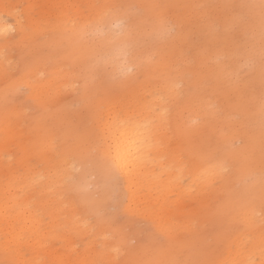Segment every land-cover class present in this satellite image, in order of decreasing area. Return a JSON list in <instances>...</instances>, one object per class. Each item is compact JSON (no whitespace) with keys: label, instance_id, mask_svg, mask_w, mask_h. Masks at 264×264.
<instances>
[{"label":"snow or ice","instance_id":"1","mask_svg":"<svg viewBox=\"0 0 264 264\" xmlns=\"http://www.w3.org/2000/svg\"><path fill=\"white\" fill-rule=\"evenodd\" d=\"M36 9L40 6L29 5ZM79 7L72 6H55ZM92 7L103 10L100 19L95 24H88L80 29L69 32L66 25L50 21L48 35L59 36L58 43L45 47L39 44L26 46V53L11 72L14 77L10 86L5 88L3 105L5 112L9 105L23 96L30 95L45 79V73L37 74V67L45 62V67L58 69L52 75L74 73L68 76L71 80L70 91L75 99L66 105L55 119L44 115L36 109L35 133L38 139L48 142L53 151L70 153L75 170L84 175H92L94 187L87 191L91 214L84 221V228L89 236H95L97 222L108 226V231L96 237L97 245L107 249L115 241L117 247L113 251L120 253L124 249H153L170 252L174 258L159 264H255L253 259L256 247L251 225L237 218L227 202L226 197L217 198L207 209L201 220H193L186 233V239L180 246L176 245L174 236L159 226L155 220L148 222L136 234L129 235L119 227L120 221L128 214H140L145 218L154 216L158 205L133 203L130 189L138 184L147 185L154 179L163 180L166 171L164 162L166 156L159 160L152 159L154 154L163 152L166 148L158 138L161 128L172 125L174 97H183L184 80L191 79L187 72L188 65L173 58L172 53L180 48L185 50L193 32L197 33V43L207 49H216V59L204 66L202 80H198L195 92L204 95L217 83V73L231 67L233 59H239L238 67L232 73L237 80L247 79V74L259 64L260 83V113L259 120L248 115L246 135L243 137L209 138L198 148L202 154V163L207 165L199 176V182L209 187H219L222 193L229 194L234 190L230 177L238 155H245L253 169L259 168V196L264 206V0L259 3L239 4H200L193 6L200 10L201 15L196 20H177L168 18L167 12L173 7L167 4L136 5V4H104ZM156 10L160 16L158 26L149 27L142 19L145 8ZM213 9L222 10L226 23L232 33L243 32L246 44L242 54L228 50L221 39L222 28L218 21H211ZM118 17L117 23L106 25L105 19ZM21 35H27L24 27L23 14L19 15ZM259 27V51L257 55L256 31ZM118 31H113V28ZM11 33V35L9 34ZM16 29L4 32L5 57L9 51L7 44L14 39ZM34 39L39 40L37 35ZM85 40L91 41V46L82 49V63H68L61 58V53L67 48L81 45ZM238 51V50H237ZM192 49L188 47L187 55ZM165 65V73L158 83L141 82L142 92H137L135 85L138 73L145 63L158 60ZM7 78V77H6ZM218 105L210 103L201 119L208 118L210 113L218 109ZM51 112V109H48ZM131 130L137 146L136 152L127 157L112 154V145L118 140L120 130ZM258 153V156H257ZM145 162L159 164L156 169L161 173L158 177L145 175V169L140 167ZM127 169V174H125ZM256 173L249 176L252 185L249 194L254 195ZM189 178H183L181 183H187ZM131 183L128 184L127 182ZM15 189L11 198L5 199V227L23 207L19 201L27 193L28 188H16L23 181L13 178L10 181ZM38 187V186H37ZM43 194L36 197L41 199ZM27 211H33L40 226L46 217L36 208L35 203L28 205ZM20 227L19 220L13 224V231ZM261 237L259 250L264 256V214L260 221ZM29 229H22L20 240L28 236ZM240 233L241 235H234ZM13 247L6 232L4 237L5 259L0 264H20L15 259H8ZM227 247L229 253L237 257L248 254L246 260L238 258H212L223 254ZM119 264V258L111 262Z\"/></svg>","mask_w":264,"mask_h":264},{"label":"bare ground","instance_id":"2","mask_svg":"<svg viewBox=\"0 0 264 264\" xmlns=\"http://www.w3.org/2000/svg\"><path fill=\"white\" fill-rule=\"evenodd\" d=\"M78 0H55L52 5L58 6H80ZM88 13L81 15L79 7L58 8L66 13L69 9L75 17L58 15L52 12L48 18L58 24L66 25L71 32L73 25L80 29L88 24H95L102 15L100 9L93 5L104 4H136L171 5L167 16L173 21L196 20L201 15L200 10L194 8L200 4H239V3H259V0H86ZM57 7H55L56 9ZM211 21H218L221 24V39L225 42L228 50L237 55L242 54L246 44V36L243 32L232 33L226 23L222 10L213 9ZM142 19L149 27L158 26L160 16L156 10L145 7ZM65 17V18H63ZM118 17L105 19L106 25L116 24ZM48 21L44 27H35L27 35L20 38L19 47L22 48L20 60L26 53V46L29 44H39L45 47L60 41L59 36L48 35ZM0 29H9L7 25L0 22ZM113 31H118L115 27ZM39 34L40 39L34 37ZM197 33L193 32L189 44L185 50L177 48L173 53V58L188 65L187 72L191 79L184 80L183 97H174L171 101L172 125L161 128L158 138L163 141L166 148L159 154H154L152 159L159 160L160 156H166L163 173L164 179H154L147 185L138 184L134 189H130V196L133 203L144 205H158L159 211L154 216L145 218L140 214H128L119 227L129 235L137 233L134 220L145 219L155 220L167 232L171 233L177 246L184 243L186 233L193 220H201L207 209L214 200L226 197L227 202L233 210L235 217L251 225L252 235L255 239V250L253 259L255 264H264V256H261L259 243L261 237L260 221L264 214L259 196V168L253 169L247 161L246 156L241 154L236 157L233 174L230 179L233 181L234 190L229 194L222 193L219 187L212 188L199 182L200 174L207 165L202 163V154L198 146L209 138L243 137L246 135V116H253L257 122L260 113V67L257 62L255 67L247 74V79L237 80L232 74L241 61L233 59L231 67L217 73V83L204 95H197L195 89L198 80L204 76L203 68L216 59L218 50L204 48L197 42ZM257 55L259 51V27L256 31ZM91 46V41L85 40L81 45L67 48L62 52L61 58L68 63H82V49ZM188 47H191V55L186 54ZM238 50V51H237ZM39 72L45 73V79L30 95L19 99L25 105L18 103L9 105L7 113L3 105V94L5 88L10 86L14 77L7 74L0 76L2 85L0 86V131L3 140L0 141V257L4 260V237L9 234V240L13 247L10 250L8 259H15L20 264H111L119 258V264H159L174 258L170 252H161L153 249H124L120 253L113 251L117 247L115 241L111 242L107 249H101L96 242L97 236H102L108 231V226L97 222L95 236H89L88 229L84 228V221L91 214L87 191L89 185L93 187L95 181L92 175H84L75 170L73 159L70 153H60L53 151L48 142L38 139L35 133L36 109L55 119L66 105H70L75 97L66 90L72 81L67 79L74 73H64L52 75L58 69L45 67V62H41L37 67ZM165 73V65L158 60L145 63L138 73V81L132 87L137 92H142L140 83H158ZM7 77V78H6ZM29 102L32 108L31 115H28L24 108ZM210 103H215L218 109L210 113L208 118L201 119L204 111ZM51 109V112H48ZM135 139L131 130L121 129L118 140L112 145V154L127 157L130 153L136 152ZM12 146L16 149L17 158L14 165L2 157V153L10 154ZM258 156V153H257ZM145 169V175L158 177L161 175L158 169L159 164L145 162L140 165ZM256 173L253 193L249 194L252 185L248 178ZM127 174V169H125ZM19 178L22 184H17L16 188L26 187L27 193L19 201L22 208L13 219L8 221L5 227L4 202L15 194V189L10 181ZM183 178H189L187 183H181ZM128 184L131 182L128 181ZM38 186V187H37ZM41 193L43 197L36 199ZM79 198H78V197ZM35 203L46 219L43 226L34 216L33 211H27L28 205ZM19 220L20 227L13 231V224ZM131 220V221H129ZM133 222V223H132ZM22 229H29L28 236L20 240ZM234 235H241L240 233ZM29 257L26 258V253ZM32 260L29 261V259ZM212 258H238L246 260L248 254L245 253L237 257L235 253H229L227 247L223 249V254H216ZM48 259L47 261H45Z\"/></svg>","mask_w":264,"mask_h":264},{"label":"rangeland","instance_id":"3","mask_svg":"<svg viewBox=\"0 0 264 264\" xmlns=\"http://www.w3.org/2000/svg\"><path fill=\"white\" fill-rule=\"evenodd\" d=\"M55 0H0V22L4 23L9 27V29L15 28L16 29V35L15 38L10 40L7 44V47L9 49L7 56L5 57L4 49H5V43L3 41L4 32L0 29V76L3 74H7L11 76L12 70H14L17 66V63L20 62V57L22 54V48L19 47L20 45V38L21 36V26L18 23L19 15L23 14L25 25L24 27L27 28L29 32H31L35 27H44L45 24L48 21H52L51 18H48L52 12L54 14L61 15L63 14V11L56 8L52 5V3ZM86 0H78L79 10L81 12L82 16H85L87 11V3H85ZM29 5H38L40 7L33 9L28 7ZM74 16L73 12H71L69 9L67 12L63 14V16ZM65 18V17H63ZM115 24H113L114 26ZM11 35V33H9ZM39 36V34H36V36ZM2 85V81L0 78V86ZM24 97V96H23ZM22 98V97H21ZM20 98V99H21ZM15 103H18L20 106L24 107V103L20 101L19 99L15 101ZM27 108H24L28 115H31L32 108L29 106V102L26 103ZM3 134L0 131V141L3 140ZM12 148H14L12 146ZM17 152L16 149H12L11 153H2V157L12 163L14 165L15 169H18L19 167L16 165V157ZM93 187L91 184L89 185V188ZM78 197V196H77ZM79 198V197H78ZM128 217H126L127 219ZM123 218L120 222L123 223L125 220ZM131 221V220H129ZM150 222L149 220L145 219H136L134 220V225L137 228V233L145 226L146 223ZM133 223V222H132ZM0 255H2L0 253ZM29 257V253H26V258ZM0 260H3L0 257ZM32 260V258L29 259V261ZM46 259L45 261H47ZM51 264H56L55 262H51Z\"/></svg>","mask_w":264,"mask_h":264}]
</instances>
